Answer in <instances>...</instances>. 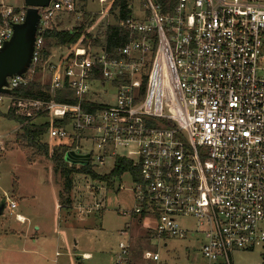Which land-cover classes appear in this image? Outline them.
<instances>
[{
  "label": "built area",
  "instance_id": "built-area-1",
  "mask_svg": "<svg viewBox=\"0 0 264 264\" xmlns=\"http://www.w3.org/2000/svg\"><path fill=\"white\" fill-rule=\"evenodd\" d=\"M75 3L38 8L30 65L6 79L10 94L0 93V101L31 122L42 114L62 121L45 133L66 147L69 166L130 161L135 173L119 180L127 177L133 206L123 212L152 219L154 238L201 231L202 264H230L232 251L263 246L264 0H176L165 15L145 0L147 18L120 24L128 40L116 55L88 46L83 36L44 55L46 31ZM25 14L24 5L0 11V48ZM39 74L47 99L12 94ZM112 90L113 103L99 100L98 93ZM82 142L94 147L90 153ZM178 218H193L195 229ZM118 247L121 264L130 244ZM143 257L159 261L156 252Z\"/></svg>",
  "mask_w": 264,
  "mask_h": 264
},
{
  "label": "rangeland",
  "instance_id": "rangeland-1",
  "mask_svg": "<svg viewBox=\"0 0 264 264\" xmlns=\"http://www.w3.org/2000/svg\"><path fill=\"white\" fill-rule=\"evenodd\" d=\"M75 1L74 11L55 16L54 28L67 30L83 24L87 33L100 34L107 24L113 23L108 12L112 0L104 3L99 0ZM22 2L0 0V11L9 6L17 7ZM130 7L134 18L148 17L145 0H131ZM101 11L104 12L101 14ZM90 21L93 24L88 26ZM42 79L44 75H37V82ZM98 96L100 101L111 104L115 92H102ZM8 105L7 99L0 101V205L3 204L0 211V264H115L120 257L118 244L121 241L130 244L127 255L121 256L125 264H194L195 257H199L202 264L201 255H198L204 239L201 231L192 230L184 238L158 239L151 231L152 219L138 220L123 212L133 206L126 176L106 186L84 174H73L69 207H61L59 213L57 203L60 204L63 178L55 171L49 157H35L33 161L27 158L16 139L18 123L5 116ZM44 119L38 118L34 123ZM41 140L48 145L55 144L46 133ZM81 145L88 153L94 148L90 142ZM114 162V158H107L103 165L94 163L92 168L100 175L108 174ZM119 185L122 188L119 189ZM12 201L16 207L10 210ZM17 213L24 214L27 221L19 222ZM178 221L183 227H196L193 218H178ZM84 252L90 256L83 257ZM145 252H156L159 262L145 260ZM230 256V264H264V245L234 250ZM217 264L226 263L219 259Z\"/></svg>",
  "mask_w": 264,
  "mask_h": 264
},
{
  "label": "trees",
  "instance_id": "trees-1",
  "mask_svg": "<svg viewBox=\"0 0 264 264\" xmlns=\"http://www.w3.org/2000/svg\"><path fill=\"white\" fill-rule=\"evenodd\" d=\"M130 2L131 0H112L108 8V12L113 17V23L107 24L103 32L100 34L87 33L86 26L83 24L79 27L67 30H57L56 28L47 30L45 33L47 47L44 51V55L48 54L49 48L52 46L72 44L76 42L80 36L84 37L82 42L87 43L88 46L101 47L106 53L116 55V50L123 46L128 40V32L120 24L127 18L133 17ZM155 3L158 14L165 15L172 11V7H174L176 0H155ZM147 13H149L148 10L146 11V14ZM83 17H87L86 13H83ZM92 24L93 21H90L88 26ZM94 77H100L98 70L94 73ZM144 84L145 83L143 82V86ZM12 94L19 97L48 98V95L42 91L40 84L36 81L31 84L15 88L12 91ZM55 100L67 101L70 103L74 102L72 99L66 100L65 98L61 97V95H56ZM92 106L93 109L100 107L98 104H93ZM5 116L21 125L18 128L16 139L20 143V148L26 152V156L29 160L33 161L35 157L43 156L49 157V159L53 161L55 171L59 172L63 178V189L62 192L59 193L61 207H69V194L72 187L73 174H84L93 181H100L106 186H110L113 184L115 179H119L125 172L129 171L131 174L135 173V169L132 167L131 162L122 158H116L112 171L104 175L96 173L91 165L80 167L73 165L67 167V163L64 158L66 147L62 144L56 143L53 145H48L41 140L42 135L46 132L48 127L59 126L61 123H63L62 121L54 120L52 122L43 121L40 123H34L29 119L26 120L25 117L15 114L10 108L7 109ZM42 117L45 118V114H42ZM143 217L144 216L141 215L137 218L138 220H142Z\"/></svg>",
  "mask_w": 264,
  "mask_h": 264
},
{
  "label": "water",
  "instance_id": "water-1",
  "mask_svg": "<svg viewBox=\"0 0 264 264\" xmlns=\"http://www.w3.org/2000/svg\"><path fill=\"white\" fill-rule=\"evenodd\" d=\"M52 0H23L26 6L25 19L14 24L11 37L0 48V93L10 94L6 88L8 77L23 74L30 65L35 32L39 22L38 8L47 6ZM155 3V0H152ZM73 154L67 155L71 157ZM3 204L0 205V211Z\"/></svg>",
  "mask_w": 264,
  "mask_h": 264
},
{
  "label": "crops",
  "instance_id": "crops-1",
  "mask_svg": "<svg viewBox=\"0 0 264 264\" xmlns=\"http://www.w3.org/2000/svg\"><path fill=\"white\" fill-rule=\"evenodd\" d=\"M21 5H23V2H22V4H20L19 6H21ZM18 7V6H17ZM81 37V36H80ZM49 51L50 52H56V53H58L59 51L56 49V47L55 46H52L51 48H49ZM15 192H16V190H15ZM14 201H12L11 203H13ZM15 203V202H14ZM16 204V203H15ZM16 207V206H15ZM57 211L60 213V211H61V206H60V204H58L57 203ZM16 216H17V220H19V222H26L27 221V217L24 215V214H22V213H17L16 214ZM23 217V218H22ZM36 228H39V225H38V227H36ZM164 245H166L165 243H164ZM198 255L200 256V249L198 250ZM88 256H90V254L89 253H83V257H88ZM231 257V256H230ZM79 258H81L80 256H79ZM78 259V258H77ZM196 259V260H195ZM195 259H194V264H201V262L198 260L199 259V257H195ZM159 260H160V258H159ZM154 262H159V261H154ZM117 263V262H116ZM115 263V264H116ZM160 264H164L163 262H159Z\"/></svg>",
  "mask_w": 264,
  "mask_h": 264
},
{
  "label": "bare ground",
  "instance_id": "bare-ground-1",
  "mask_svg": "<svg viewBox=\"0 0 264 264\" xmlns=\"http://www.w3.org/2000/svg\"><path fill=\"white\" fill-rule=\"evenodd\" d=\"M23 218V217H22Z\"/></svg>",
  "mask_w": 264,
  "mask_h": 264
}]
</instances>
